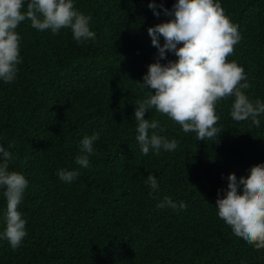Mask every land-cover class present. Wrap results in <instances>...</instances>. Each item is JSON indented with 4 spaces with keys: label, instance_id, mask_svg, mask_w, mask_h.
<instances>
[{
    "label": "trees",
    "instance_id": "trees-1",
    "mask_svg": "<svg viewBox=\"0 0 264 264\" xmlns=\"http://www.w3.org/2000/svg\"><path fill=\"white\" fill-rule=\"evenodd\" d=\"M175 2L155 0L168 9ZM150 3L75 0L96 33L87 41H76L70 28L38 31L29 19L18 26L17 78L0 81V144L13 153L9 171L29 180L20 205L27 236L16 250L0 240V264H264V249L236 239L216 208L228 174L246 180L264 167V118L260 127L234 120L229 97L217 104V134L198 140L153 109L145 118L158 120L155 131L178 147L141 152L135 103L150 94L140 83L158 53L148 28L170 19ZM221 3L241 34L228 59L244 67L253 105L264 104V0ZM93 132L100 139L90 167L81 168L80 141ZM61 168L80 175L66 183ZM149 174L158 178L155 192ZM165 196L187 207H157Z\"/></svg>",
    "mask_w": 264,
    "mask_h": 264
},
{
    "label": "clouds",
    "instance_id": "clouds-1",
    "mask_svg": "<svg viewBox=\"0 0 264 264\" xmlns=\"http://www.w3.org/2000/svg\"><path fill=\"white\" fill-rule=\"evenodd\" d=\"M148 7L156 16L161 14L157 8H162L170 19L148 28L158 53L140 83L150 94L135 103L136 140L141 152L159 155L161 150L175 151L178 147L175 139L155 131L160 128L158 120L145 118L153 109L178 123L185 133L195 132L198 140H206L218 132L217 104L233 97L232 118L260 127L264 104L253 105L244 91L249 87L244 67L228 59L241 34L239 25L225 13L221 0H176L171 9L158 6L153 0ZM26 19L38 31L59 34L61 29L70 28L76 41L96 38L90 27L91 16L79 11L75 0H0V81L5 83L17 78L22 62L17 28ZM169 53L176 59H168ZM100 135L86 134L80 141L81 154L75 163L81 168L90 167ZM12 159L13 153L0 144V190L7 202L0 240H7L16 250L27 236V220L20 205L29 180L22 172L9 171ZM57 175L71 183L80 172L61 168ZM249 177L238 180L234 173L228 174L227 187L218 190L216 208L218 217L236 239L259 250L264 249V167L253 170ZM146 183L154 192L159 189L154 174L147 176ZM157 207L184 209L187 205L165 196Z\"/></svg>",
    "mask_w": 264,
    "mask_h": 264
}]
</instances>
